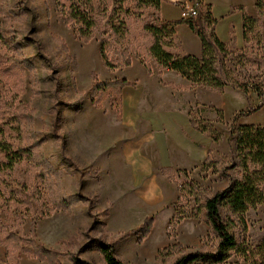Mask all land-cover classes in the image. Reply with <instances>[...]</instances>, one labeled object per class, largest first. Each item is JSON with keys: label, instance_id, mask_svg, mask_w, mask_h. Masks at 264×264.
<instances>
[{"label": "rangeland", "instance_id": "obj_1", "mask_svg": "<svg viewBox=\"0 0 264 264\" xmlns=\"http://www.w3.org/2000/svg\"><path fill=\"white\" fill-rule=\"evenodd\" d=\"M90 1L98 32L84 44L77 39L75 28L64 20L62 7L67 6L68 0H0V130L9 144L15 147L20 140L21 148L29 152L11 172L0 173V247L6 253L3 242L14 234L23 238L20 241L23 250L30 251L25 238L29 235L31 220L39 218L35 244L61 253L65 251V241L75 239V245L68 252L86 264H104L97 242L109 244L124 264H170L182 252L213 251L217 238L206 222L203 204L228 184L225 176L204 171L201 166L190 172L167 171L166 176L178 194L173 205L175 213L166 225L170 208L158 216L155 224L153 217L148 216L153 222L147 236L140 240L143 222L140 225L137 222L146 211L135 198L136 184L129 166L120 154L114 161L111 156L118 153L121 144L118 143L114 152L105 157L109 159L111 169L109 178L101 172L96 145L102 140L100 134H108L109 127L107 121L96 118L95 109L105 113L112 111L119 120L122 97L127 94V88L134 91L129 95H138L139 112H157L161 107L164 110L169 107L153 99L158 93L153 91L151 80L140 75L145 69L144 64L151 69L150 75H158L148 53L152 40L143 30L146 24L158 25L155 10H144L139 20L128 17L125 35L120 40L108 26L114 0ZM123 5L133 6L132 0H124ZM170 10L171 17H176V10ZM204 12L205 9L199 6V16L193 22L197 29L210 33V29L204 27ZM258 18L259 29L263 26V39L261 36L257 42L252 37L243 50L227 49L228 54L218 64L219 77L225 81L220 91L191 85L172 86L174 94H179L182 101H188L189 107L184 108L183 102V109L196 124V131L210 142L207 156L218 164V168L229 166L232 148V142L228 140L229 128L238 112L260 105V110L242 115L236 123L264 126V20L261 16ZM186 33L179 30L177 38L174 36L177 47L170 52L199 56L196 41ZM102 38L108 42V59L112 63H121L122 55L129 59L130 67L108 70L103 66L99 57ZM92 74L100 82L125 80L133 85L126 89H107L95 107L90 96ZM225 74L230 79L227 76L226 79ZM165 80L175 82L170 75L165 76ZM179 81L184 82L176 77L175 83ZM55 117L57 125L53 131ZM5 120L17 122L19 136L1 124ZM121 137L127 138V132L118 130L113 140L120 142ZM143 156L156 159L154 152L146 146L132 154L134 160ZM225 172L231 178L240 177L239 169H225ZM101 182L102 186L106 185L107 198L100 200L97 186ZM174 189L164 186L165 204L169 205L173 200ZM76 195L81 199H72ZM62 197L69 199V210H54ZM89 203L92 204L90 209ZM123 212L130 215L128 223L120 219ZM220 212L224 220L233 221L232 231L238 249L231 251L226 261L209 264L256 263L259 246L264 241V205L239 215H231L224 207ZM177 217L180 221L176 224ZM92 223L96 225L94 229ZM125 225L129 229H119ZM17 250L10 247L19 264L20 260L47 264L29 259L25 252ZM161 251H164L163 255L159 254ZM59 262L71 264L65 256L59 257Z\"/></svg>", "mask_w": 264, "mask_h": 264}, {"label": "trees", "instance_id": "obj_2", "mask_svg": "<svg viewBox=\"0 0 264 264\" xmlns=\"http://www.w3.org/2000/svg\"><path fill=\"white\" fill-rule=\"evenodd\" d=\"M197 1L201 7L200 1ZM123 4L124 0H114V6L108 16L109 29L114 35L118 36L120 40L123 39L126 32V19L132 17L139 20L143 15V11L146 9L157 11L159 9L160 0H132L133 6L130 7H124ZM62 8L64 20L67 24L75 28L77 39L81 43H88L94 37L95 32H98L97 22L92 16L91 1L68 0L67 6ZM203 8L205 9L203 15L204 27L210 29V33H206L205 30L197 29L192 20L182 19L165 25L146 24L143 30L151 37L152 42L149 46L148 53L158 75L161 74L162 71L174 72L186 80L191 86L220 91L225 86V81L219 77L218 64L222 58H225L228 54V50L226 45L222 44L214 34L213 28L215 22L212 20L208 8ZM256 9L258 11V17L261 16L264 20V0H258ZM180 24H186L200 40L199 56L181 55L170 52V49H175L176 47L174 29ZM242 29L245 48L252 37L255 38L257 42L260 41L261 34L256 18H251L244 14ZM101 35L103 36L104 34L102 33ZM1 39L2 35L0 33V41ZM107 46V39L102 38L99 47V57L105 68L113 70L122 67H130L129 59L124 58L122 55L120 56V58H123L121 63H112L107 57ZM143 66L150 75L151 69L145 64ZM226 76L230 79L227 74H225V77ZM92 79L93 83L90 96L93 106L95 107L100 104L103 93L107 89L111 87L123 88L133 85L125 80L100 82L96 79L95 74H92ZM260 108L261 106L259 105L254 109L238 112L233 117L228 136V140L232 142V148L229 153V166H227V168H218V164L209 156H207L201 164L202 170H211L213 173H220L228 179V184L222 190L215 192L211 197L206 199L203 204L206 222L217 238V244L214 250L204 253L182 252L180 257L170 264H209L226 261L230 257L229 253L238 249V242L232 231L233 221H226L223 219L220 212L221 207L226 208L231 215H239L250 208H255L262 204L264 205V126L237 125L236 123L242 115H249L260 110ZM56 118L57 117L54 118L53 131L56 129L57 125ZM8 121L9 120H5L1 124H3V126H8L11 131H15L17 136H19L20 130L17 122L15 120H10L8 123ZM190 125L195 128V130L198 129L195 127L196 124L192 120H190ZM199 132L203 133L204 131L199 130ZM19 142L13 147V145L7 142V137H4L3 130H0V173L11 172L14 166L21 161L24 154L27 156L29 155L27 150L21 148ZM61 152H64L63 148H61ZM225 169H239L240 177L231 178L226 174ZM167 171L168 170H162V174L166 175ZM84 176L90 177L89 174H84ZM168 179L170 178L168 177ZM72 199H81V196L76 195V197ZM91 207L92 204L89 203L88 209ZM55 209L69 210V199H65L64 197L60 198L57 204H55L54 210ZM38 219L39 218H33V220H31L28 232L29 235L25 238L27 244L31 247L30 251L23 250L20 242L23 238L11 234V239L6 238L5 242H3L6 244L7 251L4 260H0V264H11V262L19 264L18 257L11 254L10 247L18 249L17 251L25 252L26 257L29 259L47 262V264H60L59 257L62 256H65L71 264H86L78 257L73 256L72 253L68 252L69 248L75 245V239L65 241L66 243H64V245L62 244L65 251L61 253L52 249H45L42 245L35 244L34 239ZM179 221L180 219L177 217L176 224ZM152 222L153 220L151 217L145 218L140 226V240L147 236ZM95 226V223H92L93 229ZM9 240L12 242H7ZM97 243L100 245L99 252L104 264H124L112 252L109 244H103L102 242ZM258 250L259 259L253 264H264V241L261 243ZM164 251L159 252V254L163 255L162 253Z\"/></svg>", "mask_w": 264, "mask_h": 264}, {"label": "crops", "instance_id": "obj_3", "mask_svg": "<svg viewBox=\"0 0 264 264\" xmlns=\"http://www.w3.org/2000/svg\"><path fill=\"white\" fill-rule=\"evenodd\" d=\"M187 1L160 0L159 9L155 11L156 23L158 25H165L179 21L181 19V6ZM199 1L203 7L208 8L209 14L215 22L213 29L217 39L226 45V48L229 50H243L245 48L242 29L243 15L246 14L248 17L259 19L256 9L258 0ZM170 8L176 10V17H171ZM187 27L186 25H177L174 29L175 37L177 38L179 30L181 32H187L186 35L196 41L198 49L200 50V40ZM260 34L263 39V26H260ZM140 75L151 80L153 91L158 93L153 95V99L156 98L158 100L157 102L168 104L169 109L164 110V107H161L157 112H139L138 95L136 93L129 95L130 92L134 91L133 89L125 87V89L127 88V94L122 97V112L119 120H117V116L112 111L105 113L101 110H94L96 118L98 117L101 120L103 119L102 121H107L109 127L108 134H100L102 140L99 143L96 141L98 150L96 158L99 159L98 163L101 172L103 173L104 171V176H107L106 179H108L111 169L109 159H105V157L109 152H114L115 148L118 147V143L121 144L119 150L117 149L118 153H112L111 156H113L112 161H114L117 155L120 154L119 156L124 159V163L126 166H129V170L132 173V179L136 184L135 198L138 199L141 207L146 211L142 218L138 220L137 224L140 225L148 216L153 217L155 224L158 216L170 208L169 216L164 222L166 225L175 213L173 205L178 194L168 177L162 174V170L173 171L174 173L195 170L201 166L207 157L210 142L208 143L190 125L188 112H185L182 106L183 102H185L184 108H188V101H182V97L179 94L172 92V86L177 88L176 86L179 85H190L186 80L170 71H162L159 75L148 76L144 69L140 71ZM167 75L175 79V82L176 77L183 79L184 82L179 81L176 84L173 81L165 80V76ZM169 91L170 93L168 94ZM151 110L154 109L151 108ZM107 114L109 115L108 118H106ZM137 124H139V128ZM118 130L127 132L128 137H121L120 142H117V139L113 140ZM107 135L108 137H106ZM198 144L201 146L199 147ZM144 146H146L147 150L150 148L154 152L155 160L144 156L140 157L139 160L132 158V154ZM165 185L171 186L175 190L174 198L169 205L165 204L163 195ZM105 186H102V182L97 186L100 193V200L107 198ZM129 216V213L123 212L120 219L128 223ZM119 229L125 230L129 229V227L125 225ZM4 254V249L0 247V259L5 256ZM20 264H34V262L20 260Z\"/></svg>", "mask_w": 264, "mask_h": 264}, {"label": "built area", "instance_id": "obj_4", "mask_svg": "<svg viewBox=\"0 0 264 264\" xmlns=\"http://www.w3.org/2000/svg\"><path fill=\"white\" fill-rule=\"evenodd\" d=\"M199 16V4L196 0H188L180 9V17L182 20L194 21Z\"/></svg>", "mask_w": 264, "mask_h": 264}]
</instances>
